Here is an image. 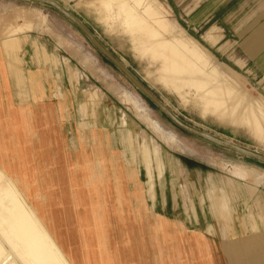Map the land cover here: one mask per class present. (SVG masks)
Returning a JSON list of instances; mask_svg holds the SVG:
<instances>
[{
	"label": "rangeland",
	"instance_id": "rangeland-1",
	"mask_svg": "<svg viewBox=\"0 0 264 264\" xmlns=\"http://www.w3.org/2000/svg\"><path fill=\"white\" fill-rule=\"evenodd\" d=\"M56 1L92 30L184 122L264 154V84L241 68L242 63L238 67L234 56L217 44L221 38H213L210 31L217 23L230 24L226 4L214 21L199 28L195 16L191 23L183 20L185 10L194 8V0ZM8 30L16 31L13 38L21 42L18 55L25 67L19 74L27 79L25 92L11 79L3 77L4 89L0 82V125L11 127L15 117L28 123L30 110L38 123L50 124L52 120L77 125L81 117L86 131L93 126L105 131L116 152L123 150L120 134L124 131L134 171L120 173L118 181L125 184L127 178L137 179L148 195L146 204L135 207L124 195L119 201L120 211L147 207L155 222L168 215L172 220L165 219L174 230L180 223L202 232L204 227L207 232L210 226L217 227L218 243L223 246L237 245L248 238L228 239L264 235V163L177 127L54 8L31 0H0V67L6 73L1 41ZM208 32L213 36L205 38ZM9 40L7 37V43L13 44ZM33 41L47 43L50 54L57 46L78 95H72L66 78L65 102L44 100L37 72L29 68ZM69 103L74 109L70 117L66 113ZM15 110L24 111L26 116L14 114ZM3 139L0 157L11 167L12 175L0 166V264H69L66 256L53 248L43 225L61 246L77 240L82 263L118 264L115 259H98L96 244L100 242L84 230L78 205L53 206L44 171L38 174L32 168L33 138L28 137L29 144L24 145L13 134ZM20 156L25 161L18 167L13 158ZM88 164L83 166L79 160L76 164L79 184L87 188L79 190V198L93 197L99 191L92 165ZM83 169L87 172L80 173ZM105 180L101 189L104 196L125 193L121 188L105 187L112 177ZM199 215L204 224L198 222ZM111 217L115 227L117 221ZM43 238L49 245L45 243L40 249ZM71 254L68 260L73 264Z\"/></svg>",
	"mask_w": 264,
	"mask_h": 264
},
{
	"label": "crops",
	"instance_id": "crops-1",
	"mask_svg": "<svg viewBox=\"0 0 264 264\" xmlns=\"http://www.w3.org/2000/svg\"><path fill=\"white\" fill-rule=\"evenodd\" d=\"M225 4L228 7L226 12L228 20L231 21L230 24L227 26L215 24L210 29L214 36L208 32L205 38L210 35L215 39L220 37L221 40L217 44L230 52L231 57L234 56L232 57L234 63L238 67H241L240 63H242L241 68L248 69V73L254 74L259 82L264 84V0H194V8L189 12L185 10L183 20L191 23L195 16L199 22L196 27L200 28L201 25L214 21ZM7 32L1 41L7 66V73L0 67L1 87L4 89L3 77H5L16 82L18 86H21L20 91L25 92L27 78L19 74L20 69L25 67L23 65L25 62L18 55L21 50L18 44L21 46V42L14 39L17 35L16 31L12 33V30H8ZM7 37L9 41H13V44L7 43ZM226 38L229 40L224 41ZM215 42L211 43L215 44ZM33 43L29 68L37 72L39 88L42 90L44 100L47 99L56 104L65 102L68 93L65 94L64 80L68 78L69 85L71 81L63 55L58 53L59 49L55 46L51 54L57 55L58 60L49 53L47 43L43 44L40 41H33ZM33 80L34 78L29 83L31 86ZM70 87L73 89L72 84ZM71 93L78 95V91L75 93L74 89ZM71 101L75 103L74 98ZM73 111L72 104L69 103L66 110L69 117L70 112ZM31 113L30 110V117H27L28 123L21 121L20 117H15L11 127L0 125V132L8 137L13 134V138L19 140L20 145H24L25 142L29 144L28 137L33 138L31 147L34 165L32 168L38 174L44 171L45 185L51 194L49 198L55 202L53 206L78 205L77 213L85 222L84 230L90 231L92 233L90 236L98 237L97 240L100 242L96 244L100 261L112 262L115 259L118 264H264V235L262 234L228 239L238 241L248 238L237 245L223 246L218 243L217 227L210 226L209 232L204 227L202 232L189 229L180 223L181 226L175 224L176 230H174L171 222L165 219H171L168 215L163 216L158 222L153 221L146 205L145 209L120 211L119 201L124 195L129 198V202L133 203L134 207L135 204H146L145 196L148 195L145 185L143 186L137 179L135 181L133 178H127L125 184L118 181L120 173L125 172L129 175L134 171L132 158L128 157L131 156L132 151L124 131L120 134L123 150L116 152L111 137L95 126L91 127L90 131H86L81 117V123L77 125L66 122L59 124L52 120L49 124V122H35V116H31ZM14 114L26 116L24 111L18 113L15 110ZM92 129L94 131H91ZM3 136H0V141L5 140ZM1 152L0 150V156H2ZM119 156L121 157L118 159ZM121 159L124 162L118 164ZM78 160L83 166H88V163L92 165L95 183L100 185V187L95 185L99 191L93 197L79 198V195H76L79 194L80 189H87L86 186L81 187L79 184L76 166ZM13 161L19 163L18 167H20L25 160H22L20 156L13 158ZM0 166L6 168L5 170L12 175L11 167L6 165L1 157ZM86 172L83 169L80 173ZM109 177L113 180L107 181L105 187L121 188L125 193L116 196L109 193L104 196L101 191L104 184L102 182ZM165 201L167 206V199ZM34 215L42 222L35 211ZM110 217L117 221L115 227H112L114 225ZM198 222L204 224L201 215L198 216ZM244 224L246 225L245 222ZM42 230L49 234L53 248L63 253L69 264H71L68 260L70 252L73 264H84L81 262L82 252L77 240L74 243L69 241L67 245L61 246L46 226L43 225ZM56 231L54 228V232ZM45 243L49 245L44 238L41 239L39 248H43Z\"/></svg>",
	"mask_w": 264,
	"mask_h": 264
},
{
	"label": "water",
	"instance_id": "water-1",
	"mask_svg": "<svg viewBox=\"0 0 264 264\" xmlns=\"http://www.w3.org/2000/svg\"><path fill=\"white\" fill-rule=\"evenodd\" d=\"M37 3L46 4L56 11L62 13L70 22L75 24L82 33L87 37L89 41L94 45V47L100 52V54L109 59V61L125 76L130 80V82L145 95L150 102L158 107V109L169 118L177 127L182 129L187 133H191L195 136H198L202 139H206L217 146H222L232 151L244 155L248 158L257 160L258 162L264 163V154L253 150L248 149L244 146H241L237 143L230 142L229 140L217 137L216 135L202 131L186 122H184L180 117H178L169 107L162 102L156 94L148 87L139 77H137L125 64L123 61L118 59L107 47L103 45L101 41L95 36V34L87 26H85L82 21L71 11H69L65 6L56 0H31Z\"/></svg>",
	"mask_w": 264,
	"mask_h": 264
},
{
	"label": "bare ground",
	"instance_id": "bare-ground-1",
	"mask_svg": "<svg viewBox=\"0 0 264 264\" xmlns=\"http://www.w3.org/2000/svg\"><path fill=\"white\" fill-rule=\"evenodd\" d=\"M231 142V141H230ZM234 143V142H233Z\"/></svg>",
	"mask_w": 264,
	"mask_h": 264
}]
</instances>
